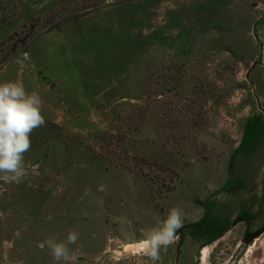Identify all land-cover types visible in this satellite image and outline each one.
Segmentation results:
<instances>
[{
  "label": "rangeland",
  "instance_id": "374dc122",
  "mask_svg": "<svg viewBox=\"0 0 264 264\" xmlns=\"http://www.w3.org/2000/svg\"><path fill=\"white\" fill-rule=\"evenodd\" d=\"M6 82L46 122L0 180V264H264V0H0Z\"/></svg>",
  "mask_w": 264,
  "mask_h": 264
},
{
  "label": "clouds",
  "instance_id": "9594fccd",
  "mask_svg": "<svg viewBox=\"0 0 264 264\" xmlns=\"http://www.w3.org/2000/svg\"><path fill=\"white\" fill-rule=\"evenodd\" d=\"M38 93H28L19 82L0 84V180L20 183L26 176L24 155L32 147L31 133L45 124ZM104 191L101 185L98 189ZM90 189L85 191V195ZM182 212L178 207L169 210L158 229L149 231L141 242L144 255L153 262L161 260V248L173 243L176 231L182 226ZM79 233L70 231L64 241L46 239L40 247L50 250L54 261L71 259L69 245L76 244Z\"/></svg>",
  "mask_w": 264,
  "mask_h": 264
}]
</instances>
